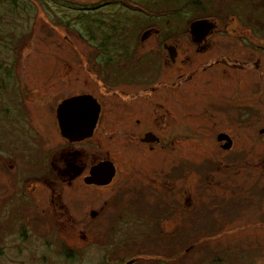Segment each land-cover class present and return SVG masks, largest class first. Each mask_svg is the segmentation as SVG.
Here are the masks:
<instances>
[{"label": "rangeland", "instance_id": "rangeland-1", "mask_svg": "<svg viewBox=\"0 0 264 264\" xmlns=\"http://www.w3.org/2000/svg\"><path fill=\"white\" fill-rule=\"evenodd\" d=\"M201 18L210 50L153 73L158 31L189 45ZM0 70V264H264V0H0ZM103 71L142 92L152 72L157 121L131 130L154 120L165 146L125 137L115 113L84 145L61 136L58 103L104 98ZM86 153L116 163L110 184L64 174Z\"/></svg>", "mask_w": 264, "mask_h": 264}, {"label": "flooded vegetation", "instance_id": "flooded-vegetation-1", "mask_svg": "<svg viewBox=\"0 0 264 264\" xmlns=\"http://www.w3.org/2000/svg\"><path fill=\"white\" fill-rule=\"evenodd\" d=\"M216 28L214 29L213 32H210V34H208L206 37H204L202 39V41H195V39L200 38V35H195L192 34L191 32V27L189 26V35L191 40L193 41L192 43H190L188 45V43H180L179 39L174 37L176 36V33L171 34L168 29H161L158 31V35L162 36V38H164V40L161 43V53H162V66L161 67H155L153 70V73H157L159 70L163 71V70H167L168 69H176L178 68V71L183 69V66L186 65V63L188 62L189 58H190V51H195V53H197V55H204L205 53H207L210 48H211V44L209 43V38L215 33ZM145 34V32H144ZM184 49H186V54L183 55ZM112 57L107 56L104 58L103 63H101V66L104 67L106 62H109L110 64H112L111 62L113 61L111 59ZM119 61V60H118ZM165 68V69H163ZM166 70V71H167ZM105 71V70H104ZM102 73V76L100 77V83H101V88L104 89V95L105 97L103 98L102 96L100 97V95H98L96 93V91L91 90V91H82V92H77L74 93L70 96H67L65 98L71 97V96H75V95H81V94H87L92 96L94 99H96V102L98 104L99 107V114H98V119L97 122L95 124L94 130H93V134L89 137L84 138L83 140L80 141H69L68 139L64 138L61 134L60 131V127H59V123H58V116H57V110H56V119H57V124L59 127V131L61 136L67 141V143L71 146H76V145H84L85 143H88L90 141H92L96 135L98 130L100 129L103 120L105 118H108L109 115L111 113H115L117 115V120L118 122H120L121 124H123L126 128L124 130L123 135L126 137H129L131 139H135V141L139 144H143L145 146H149L151 149L157 147V146H165L166 145V141L162 138V136L157 133L155 130L151 129V127L155 126V121H157L156 116L157 114H155L154 116V112H153V107L150 106L145 100H143L142 98H146L148 99L149 97H153L155 95V93L157 91H159L161 88L160 87H156V85L152 84V85H147V82H149V76L152 72H150V74L145 75V77L141 80H144V86H145V90L142 92L140 91V89H136L135 88V84H137L139 79H135V80H130V79H122L123 81L120 82V84L117 86V88H114L113 86H110V74L106 75L105 73ZM112 76V75H111ZM178 76H180V80H183V72H180L178 74ZM161 93V92H159ZM113 95V96H112ZM116 96V100H112L113 97ZM64 98V99H65ZM63 99V100H64ZM62 100V101H63ZM149 100V99H148ZM60 101L57 105V109L59 104L62 102ZM168 112L167 115H165L162 118V123L166 126H170L171 124V104L169 105L168 108ZM138 113H145V115H143V118H138L136 117ZM153 113L152 116L153 119L150 126L148 127L147 130H144L142 132L140 131H134L132 132L131 128L133 127V125L135 126H141L144 125L145 121L148 122L147 117ZM137 128V127H135ZM150 128V129H149ZM222 132L218 133L217 138L219 137V134ZM226 134H228L233 143L234 140L232 138V136L227 133L224 132ZM219 140V138H218ZM220 141V140H219ZM223 144H226V140L220 141ZM88 151V150H86ZM85 151L82 153L84 154ZM86 161L83 165L80 166V164H78L79 159L76 157V159H68L65 163L67 165V167L71 166V168H64L66 169L64 171V174H71L73 177H76L78 174H82L85 168H88V173L84 175L83 181L86 185H96V186H103V185H97V184H87L85 182V177L90 173V170L92 168V166L98 164L99 162L102 161H110L113 162L115 167H116V174H117V166L116 163L108 158V157H98V155H96L95 153H86ZM77 164L76 168L75 165ZM59 168V166H58ZM116 176V175H115ZM113 181V180H112Z\"/></svg>", "mask_w": 264, "mask_h": 264}, {"label": "water", "instance_id": "water-1", "mask_svg": "<svg viewBox=\"0 0 264 264\" xmlns=\"http://www.w3.org/2000/svg\"><path fill=\"white\" fill-rule=\"evenodd\" d=\"M191 32L200 35L195 41H202L210 32L217 28V22L211 18L194 20L191 24ZM99 107L92 96L87 94L75 95L65 98L58 106L57 116L61 134L69 141H80L93 134L98 119ZM219 140H226L223 148L233 146L231 137L222 132ZM116 175V167L113 162L102 161L92 166L90 173L85 177L87 184L108 185Z\"/></svg>", "mask_w": 264, "mask_h": 264}, {"label": "trees", "instance_id": "trees-1", "mask_svg": "<svg viewBox=\"0 0 264 264\" xmlns=\"http://www.w3.org/2000/svg\"><path fill=\"white\" fill-rule=\"evenodd\" d=\"M1 77H2V72H1V70H0V80L3 79V78L1 79ZM0 83L2 84V81H0Z\"/></svg>", "mask_w": 264, "mask_h": 264}]
</instances>
